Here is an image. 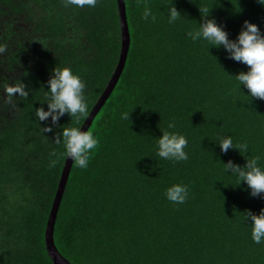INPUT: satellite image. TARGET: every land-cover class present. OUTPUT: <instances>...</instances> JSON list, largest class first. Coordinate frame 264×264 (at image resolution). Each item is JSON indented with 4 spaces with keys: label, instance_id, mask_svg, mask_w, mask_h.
<instances>
[{
    "label": "trees",
    "instance_id": "obj_1",
    "mask_svg": "<svg viewBox=\"0 0 264 264\" xmlns=\"http://www.w3.org/2000/svg\"><path fill=\"white\" fill-rule=\"evenodd\" d=\"M124 1L129 49L88 127L99 140L88 167L72 162L53 229L57 250L72 264H264V243L252 241L245 222V210L258 214L264 198L243 182L236 186L221 163L243 165L245 155L264 166V100L248 97L232 76L247 71L245 64L188 35L200 9H210L230 39L245 20L264 33V6L173 0L184 16L169 24L172 0ZM146 6L155 21L142 18ZM0 47V264H52L44 230L66 157L61 132L85 117L65 114L53 125L36 110H47L53 68L71 67L85 82L90 111L119 56L117 1L81 8L65 0H0ZM20 82L29 95L9 99L4 86ZM165 130L187 137V160L157 156ZM227 135L234 145L246 143L247 153L221 152L216 143ZM176 183L189 188L183 204L166 198Z\"/></svg>",
    "mask_w": 264,
    "mask_h": 264
},
{
    "label": "clouds",
    "instance_id": "obj_2",
    "mask_svg": "<svg viewBox=\"0 0 264 264\" xmlns=\"http://www.w3.org/2000/svg\"><path fill=\"white\" fill-rule=\"evenodd\" d=\"M264 6V0H257ZM97 0H65V6L76 7H95ZM201 21L198 27L188 32L193 42L206 41L212 47L223 48L230 59L243 63L247 66V71H240L232 75L241 86L248 90V97L264 100V33L257 24L245 20L235 39H230L225 28L218 24L214 17H210V9L202 10ZM184 15L176 8L173 0L167 9L168 23L174 24ZM142 18L145 20H156L150 7H145ZM4 49L0 47V52ZM43 87V85L41 86ZM85 82L81 76L74 73L71 67H54L52 75L47 81V89L44 91V103L47 104V110L39 107L36 110V117L39 121H46L51 117V123L57 124L60 117L65 114L71 119L88 115V104L85 98ZM44 88V87H43ZM4 90L9 97L18 95L27 97L29 92L27 86L23 83H14L4 86ZM43 103V104H44ZM131 112H122V120H130ZM175 122L170 121L168 128H175ZM82 127L67 126L62 128V140L65 154L71 158L76 166L81 169L88 167L92 152L97 148L99 140L91 130H81ZM43 131H52L51 126L43 127ZM162 135L157 140V156L164 160L183 161L188 159V153L185 148L188 145V139L185 135L175 131H161ZM60 143V139H57ZM218 144L221 152L226 153L229 149H237L239 153H247L248 145L246 143L234 145L230 135L224 136ZM242 155V154H241ZM243 165L235 164L232 160L224 165L225 172L235 177L237 185L243 182L250 190L253 197L260 196L264 198V166L259 161L260 157L248 159ZM166 198L175 204H183L189 196V188L186 184L176 183L166 189ZM250 221V223H247ZM245 222L251 228V239L256 244L264 243V208L259 213L251 210H245Z\"/></svg>",
    "mask_w": 264,
    "mask_h": 264
},
{
    "label": "water",
    "instance_id": "obj_3",
    "mask_svg": "<svg viewBox=\"0 0 264 264\" xmlns=\"http://www.w3.org/2000/svg\"><path fill=\"white\" fill-rule=\"evenodd\" d=\"M116 1H117V11L119 17V27H120V50H119L118 60L105 88L103 89V91L95 101L94 105L91 107L90 111L88 112V115L85 117L83 123L81 124L80 127H82L81 129L82 131L88 129L94 116L99 111V109L101 108V106L104 104L105 100L111 93L112 89L114 88L124 67L127 52L129 49L130 34L126 19L125 1L124 0H116ZM72 162L73 160L71 158H68V156L66 155L44 230L45 248L47 250V253L52 259V264H72L69 262L68 259L62 256L61 253L57 250L53 238L55 219Z\"/></svg>",
    "mask_w": 264,
    "mask_h": 264
}]
</instances>
